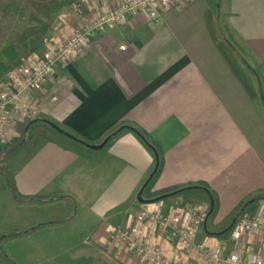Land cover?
<instances>
[{"label": "crops", "instance_id": "1", "mask_svg": "<svg viewBox=\"0 0 264 264\" xmlns=\"http://www.w3.org/2000/svg\"><path fill=\"white\" fill-rule=\"evenodd\" d=\"M11 2L0 0V24ZM157 11V18L139 11L93 35L80 55L61 64L30 96L39 119L62 124L91 145L116 134L98 149L80 145L79 153L41 137L31 150L6 157L8 167L0 174V235L6 238L0 241V264H33V251L46 254L42 264H66V250L83 253L88 264H141L105 242L110 230L158 203L178 223L188 221L186 205L197 207L205 217L196 241L220 244L223 255L249 250L264 257L260 236L230 238L237 218L253 214L264 201V0L226 3V23L255 61L239 77L210 35L206 0L180 8L159 5ZM88 15H59L45 48L62 43ZM20 56L0 83L25 73ZM254 75L260 84L252 87ZM31 125L15 123L0 149L14 144L17 132L27 135ZM134 129L160 148L161 169L143 194L156 158ZM20 171L23 187L18 181L6 184ZM64 225L86 238L66 245ZM142 230L171 262L205 264L156 226Z\"/></svg>", "mask_w": 264, "mask_h": 264}, {"label": "built area", "instance_id": "2", "mask_svg": "<svg viewBox=\"0 0 264 264\" xmlns=\"http://www.w3.org/2000/svg\"><path fill=\"white\" fill-rule=\"evenodd\" d=\"M192 0H75L62 11L66 18L72 12H88L87 20L75 27L69 36L56 46H49L41 54L25 56V73L8 83H0V145L10 141V128L17 122L33 123L40 117V108L30 97L39 92L43 84L64 63L75 59L88 44L89 39L107 27L122 25L137 12H146L157 18L158 6L180 8ZM124 50L125 45H120ZM57 101L56 96L51 97ZM187 222L178 223L164 212L161 203L145 206L125 227L110 230L105 245H116L127 251L141 264H175L152 245L143 233L145 224L153 225L176 245L203 260L205 264H264V257L249 250L223 255L220 244L208 246L196 241V229L205 215L191 204L185 206ZM258 235L264 239V201L253 214L241 215L235 221L230 238L241 241L244 236Z\"/></svg>", "mask_w": 264, "mask_h": 264}, {"label": "rangeland", "instance_id": "3", "mask_svg": "<svg viewBox=\"0 0 264 264\" xmlns=\"http://www.w3.org/2000/svg\"><path fill=\"white\" fill-rule=\"evenodd\" d=\"M73 1L75 0L57 1L58 4L60 3L59 8L51 11L56 5L51 1L19 0L16 2L15 8L11 14L5 19V21H3L0 31V37L2 40V44L0 46L5 49L7 46L12 45L19 52V56L21 55L22 57L33 53L41 54V51L44 50L47 45L53 42L52 35L58 28L60 19L59 15L62 13V11L67 10L68 5ZM206 2L209 6V12L212 17V27L216 33L217 39L222 45L230 48L233 56H235L236 61L240 67H242V69L245 67L246 70H252L255 66V61L250 58L251 55L249 52H251V50H249L248 46H246V44L240 40L233 31L230 30L226 23L227 0H206ZM250 81L251 85H253L252 87L255 86V83L260 84L259 77L256 75H254ZM23 134L21 132H17L18 137L17 140L13 142L14 144L0 149V174H2L6 167H8V159L5 156L6 151H8L11 146L15 148L20 145L26 136V132L25 135ZM12 181H18L23 187L24 171H20L18 174L8 177L7 180H5L6 184L8 185ZM2 193H5V191L2 190ZM13 196L14 195L12 194V197ZM2 227L4 226L2 225ZM62 229H64L66 245L75 242L77 239L83 240V238H86L85 235L83 237L82 234L80 238L79 236L72 235V229L69 225H64ZM59 237L61 238V229L59 232ZM4 239L6 238L1 232L0 241L3 242ZM78 254H80L79 257L75 258L74 255ZM81 254L83 253H74V250H66L64 253L65 263L88 264L85 258L82 259ZM51 257L52 254L50 253L48 259H51ZM35 258H37V261L34 260ZM45 258L46 254H44L42 251H33V259L31 260L33 261V264H42L45 262Z\"/></svg>", "mask_w": 264, "mask_h": 264}, {"label": "trees", "instance_id": "4", "mask_svg": "<svg viewBox=\"0 0 264 264\" xmlns=\"http://www.w3.org/2000/svg\"><path fill=\"white\" fill-rule=\"evenodd\" d=\"M57 1L59 0H51L53 4H56L51 11L59 8L60 3L58 4ZM16 2H17L16 0H12V2L7 6L3 14L2 24H3V21H5V19L14 10ZM206 21H207L208 29H209L212 39H214V41L216 42L220 52L226 59L230 68L234 71V73L238 77H239L240 72L243 75H245L242 67H240V65L236 61L235 56H233L230 48L222 45L220 41L217 39L216 33L214 32L213 27H212V17L210 13L206 14ZM2 24H0V30H1ZM18 57H19V52L14 46L9 45L5 49H3L0 53V75H3L5 72H7L10 68L11 62ZM134 131L136 132V134H138L140 139L151 150V152L154 154L156 158L155 169L152 175L150 176V178L147 180L144 187L142 188V194H143V192L150 187L153 179L155 178V176L161 169L160 148L154 141L150 140L149 137L145 133L139 132L135 129ZM115 134H116V131L108 133V135L104 137L103 141L109 140ZM41 137L52 140L58 145L62 146L63 148L74 150L77 153H79L78 148L80 147V145H86V146L91 145L87 140L80 137L78 134L70 130L68 127L60 123H57L53 120H50L49 118L44 117L32 123V125L28 128L27 135L23 139V142L17 147L8 151L6 153V157L12 158L17 153H19L21 150H31L37 144L38 140Z\"/></svg>", "mask_w": 264, "mask_h": 264}, {"label": "water", "instance_id": "5", "mask_svg": "<svg viewBox=\"0 0 264 264\" xmlns=\"http://www.w3.org/2000/svg\"><path fill=\"white\" fill-rule=\"evenodd\" d=\"M106 141H103L101 144H99V145H87L89 148H91V149H98V148H101L103 145H104V143H105Z\"/></svg>", "mask_w": 264, "mask_h": 264}]
</instances>
